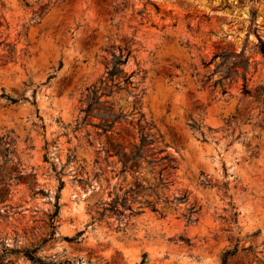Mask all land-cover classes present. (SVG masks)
<instances>
[{
	"label": "rangeland",
	"instance_id": "obj_1",
	"mask_svg": "<svg viewBox=\"0 0 264 264\" xmlns=\"http://www.w3.org/2000/svg\"><path fill=\"white\" fill-rule=\"evenodd\" d=\"M26 1L0 0V41L15 49L0 61V255L5 245L39 247L52 263L221 264L236 248L227 264H264V60L254 49L264 0ZM118 48L131 51L123 68L133 84L90 108L88 92L112 85ZM243 48L249 95L240 77L217 82L226 65L212 60ZM141 89L143 121L97 126L129 113ZM141 129L178 162L161 197L186 193L201 207L195 222L185 204L163 217L101 215L114 185L130 188L118 154L134 150ZM141 172L138 188L154 177Z\"/></svg>",
	"mask_w": 264,
	"mask_h": 264
},
{
	"label": "trees",
	"instance_id": "obj_2",
	"mask_svg": "<svg viewBox=\"0 0 264 264\" xmlns=\"http://www.w3.org/2000/svg\"><path fill=\"white\" fill-rule=\"evenodd\" d=\"M26 6H29L26 0H22ZM40 12V11H38ZM257 44L254 49L261 54L264 60V41L257 37ZM0 45L3 47V55L0 56V61L2 64H6L9 61H13L15 58L14 46L5 41H0ZM111 58L106 67V75L111 81L112 85L108 88H103L102 92L93 87V89L88 92L87 99L90 102L89 107L91 108L93 103H98L100 98L105 96L109 97L113 93V87L117 90L125 89L121 84L132 85L131 77L134 72L130 75H126L124 72V66L126 65L131 51L129 49L118 48L117 51L110 52ZM216 58H221L226 65L221 74H219V79L217 82L222 83L225 81H232L235 78L240 77L242 79V94L249 95L250 89L247 87V74L250 66L249 59L245 56L244 48L239 52L226 51L215 54L212 60ZM142 72V79L145 77V71H137L136 74ZM101 85L107 87V83L101 81ZM225 92V91H224ZM145 93L144 89H141L138 93H133V105L129 113H124L122 109L118 115L113 116L111 121L105 119L106 116H102L100 123L97 125L99 128L107 131L113 126L119 118H124L127 115H138V122L144 120V114L141 113V98ZM14 102L16 100H13ZM149 129L153 125L149 122L146 123ZM155 134H150L140 130L138 144L135 145L134 150L129 154L119 152L118 161L121 164V168L118 172L120 178L125 179V174L129 173L132 177V182L129 184L130 188L118 192L116 185L111 188V199L104 202L101 215L106 213L114 214L117 219H121L125 213L130 216H135L141 214L144 209H148L159 216L163 217L170 207H177L179 204H185L186 210L182 216L185 218L187 223L195 222L196 216L200 213L201 207H199L195 202H190L189 197L186 193L181 195H173L171 198L168 196L161 197V192L169 188L173 184L176 177V172L178 170V162L174 156L166 152L164 148L155 149L152 145L156 142ZM8 152V148L6 149ZM147 169L151 174H154L153 180L147 181V186L138 188L136 185L139 182L140 176H142L141 170ZM141 195L142 198H139ZM59 205L56 203L55 211L52 216L54 221L58 216ZM39 247L32 249L29 248H15L3 246V250L0 255V264H7L9 260L7 259L11 256L21 255L25 259L32 263L39 264H72L69 260L59 261V262H45L40 257L36 256V251ZM236 252V248L225 254L222 259L221 264H227L228 257L233 256Z\"/></svg>",
	"mask_w": 264,
	"mask_h": 264
}]
</instances>
